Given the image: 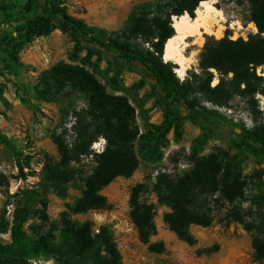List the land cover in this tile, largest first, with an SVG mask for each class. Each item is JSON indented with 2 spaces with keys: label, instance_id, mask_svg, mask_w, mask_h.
<instances>
[{
  "label": "trees",
  "instance_id": "16d2710c",
  "mask_svg": "<svg viewBox=\"0 0 264 264\" xmlns=\"http://www.w3.org/2000/svg\"><path fill=\"white\" fill-rule=\"evenodd\" d=\"M67 0H25L22 5L2 4V20L6 29L0 31V52L18 65V54L35 39L48 37L55 31L66 35L72 43L68 56L71 63L59 62L43 71L32 90L21 89L20 101L27 104L31 99L50 102L66 89L77 91L87 97L85 114L91 119L92 129H84L90 136L87 145L101 136L105 145L101 152L93 153L95 167L84 179L81 196L75 201L73 213L107 208L108 202L102 194L104 188L117 178H130L140 161L156 164L163 159V151L172 133L176 142L182 137L184 121L196 124L204 121L212 128H226L238 139L237 153L230 155L217 149L200 156L207 143V134L201 133L190 144L192 169L173 180L157 177L152 191L160 206L168 209L162 216L163 223L180 241L189 246L196 243L190 233L191 226L209 227L214 222V208L220 202L229 205L224 215L226 223H237L251 234L252 259L264 264V195L256 194L250 199L246 210L234 206L245 195L247 183L240 168L246 160V151L264 156V124L245 129L227 123L221 113L200 106L192 97L194 85L180 82L176 76V65L162 58L165 42L175 33L171 18L185 13L190 16L200 2L207 0H157L148 2L133 11L123 28L115 35L89 26L83 19L68 12ZM251 5L250 20L257 34L243 39L223 38L205 43L199 57L197 89L208 95L215 106H226L233 95L245 98L250 106L257 93L264 95L263 83L255 69L264 68V0H247ZM144 38L148 49H142L133 39ZM106 68L102 69V63ZM143 73L138 83L124 87L120 77L124 69ZM213 69L218 74V83L211 87ZM150 97L161 112L159 124L150 123L147 110L135 99L134 93L148 80ZM104 82L101 84L100 80ZM106 87L114 92L129 95L108 94ZM5 87L0 86V102L4 103ZM134 103V105L130 102ZM142 121L141 128L135 125L137 109ZM56 146L58 160L47 162L43 167V181L58 196H64L67 185L74 179L71 163L74 155H91L89 151H74L61 138L51 136ZM78 142V139H77ZM0 143L8 148L16 167L23 174V165L28 166L27 156L15 151L8 140L0 135ZM147 187L137 184L131 189L129 218L135 227L139 241L147 245L148 251L160 254L162 243H150L157 234L154 224L155 209L141 200ZM43 209L46 202L39 203ZM31 208L27 203H16L9 228L0 227V232L9 233V242L0 243V264H26L37 256H50L57 264H123L121 255L109 230L101 227L96 231L90 222L74 224L63 221V229L57 243L48 236L31 239L24 226ZM42 219L45 213H39ZM218 250V245L204 248L201 254Z\"/></svg>",
  "mask_w": 264,
  "mask_h": 264
},
{
  "label": "rangeland",
  "instance_id": "374dc122",
  "mask_svg": "<svg viewBox=\"0 0 264 264\" xmlns=\"http://www.w3.org/2000/svg\"><path fill=\"white\" fill-rule=\"evenodd\" d=\"M25 0H0L2 4L14 3L22 5ZM157 0H67L68 12L83 19L89 26L103 31L107 35L117 34L124 26L128 16L141 5ZM221 11L222 20L212 29L220 37L202 33L199 40L186 39L183 54L190 61L183 70L175 72L180 82L194 85L191 92L196 102L207 109L221 113L227 123H234L238 127L252 129L264 124V95L257 93L250 106L241 96L233 95L226 106H215L209 102L208 95L197 89V74L199 57L205 43H212L223 38L230 40H247L257 34V29L250 20L251 5L247 0H207ZM199 6V5H198ZM198 8V7H197ZM196 8V9H197ZM195 12V11H194ZM190 16L195 17V14ZM176 16H173L172 19ZM2 12L0 10V23ZM6 29L0 24V31ZM144 38L133 39V43L142 49H148L149 43ZM72 51V43L66 35L58 31L48 37L35 39L26 45L18 54V65H13L6 54L0 52V86H4L3 99L0 102V135L5 137L15 151L27 156L28 166L23 165L21 174L15 165L11 151L0 143V227L9 228L12 212L16 203H27L31 208L24 229L31 239L48 236L57 243L63 229V221L69 220L74 224L92 223L93 230L101 227L109 230L121 255L123 264H256L252 259L251 234L237 223H226L224 215L229 205L219 203L214 208V222L206 228L191 226L189 231L196 239L193 246L180 241L163 223L162 216L168 209L160 206L152 191L157 177L166 176L176 180L192 167L190 159V144L201 133L207 134V143L200 156H206L217 149H223L230 155L237 153L238 139L231 135L226 128H212L204 121L196 124L183 122L182 137L176 142L172 133L168 135V144L163 151V159L156 164L140 161L136 171L130 178H117L102 194L106 197L108 206L100 210L75 214L72 209L75 201L81 196L84 179L95 167L93 153H98L105 145L101 136L94 138L88 149L90 136L84 129L91 126V119L85 114L88 109L87 97L77 91L66 89L50 102H40L31 99L27 104L20 101L21 89L32 90L39 75L59 62L71 63L68 56ZM176 65V64H175ZM103 62L102 69L106 68ZM179 69V66H177ZM258 68V67H257ZM264 71L263 67H260ZM176 70V69H175ZM213 81L211 87L218 83V74L211 69ZM255 73L257 75L256 69ZM143 87L134 93L138 103L147 110L150 123L159 124L162 120L161 112L154 106L150 97L151 80L148 75ZM264 87V76H259ZM143 78L138 70L125 68L120 82L124 87H131ZM100 80V79H99ZM104 85V82L101 81ZM108 94L116 96L129 95L124 92H114L106 87ZM134 105V103L130 100ZM137 109L135 125L139 128L142 121ZM55 135L64 141L68 148L74 151H89L91 155H74L71 166L74 169V179L67 185L64 196H58L52 188L43 181V167L51 161L56 163L58 153L51 140ZM78 139V142H77ZM247 158L241 165L242 177L247 183L245 195L237 200L234 206L246 210L250 207V199L260 193L264 195V156H258L246 151ZM137 184H144L147 189L141 200L152 204L155 209L154 224L157 234L150 238V243H162L164 250L160 254L148 251L147 245L142 244L137 231L129 218V198L131 189ZM46 202L43 209L39 204ZM39 213H45L42 219ZM9 242V233L0 232V243ZM218 245V250L210 254H201L204 248ZM26 264H57L50 256H37L28 259Z\"/></svg>",
  "mask_w": 264,
  "mask_h": 264
},
{
  "label": "bare ground",
  "instance_id": "6f19581e",
  "mask_svg": "<svg viewBox=\"0 0 264 264\" xmlns=\"http://www.w3.org/2000/svg\"><path fill=\"white\" fill-rule=\"evenodd\" d=\"M195 17L184 14L172 19L174 35L169 38L163 46L162 58L164 62H172L179 66L175 72L184 69L190 58L183 54V46L186 39L199 40L202 33L220 37V33H213L212 29L222 20V13L209 2H200L194 12Z\"/></svg>",
  "mask_w": 264,
  "mask_h": 264
},
{
  "label": "built area",
  "instance_id": "2783aa9c",
  "mask_svg": "<svg viewBox=\"0 0 264 264\" xmlns=\"http://www.w3.org/2000/svg\"><path fill=\"white\" fill-rule=\"evenodd\" d=\"M260 71H261V68H260V67L256 68L257 75H259V76H264V71H262L261 73H260ZM103 143H104V141H103ZM103 147H104V146H103ZM103 147L101 148V150H100L99 152L102 151Z\"/></svg>",
  "mask_w": 264,
  "mask_h": 264
}]
</instances>
